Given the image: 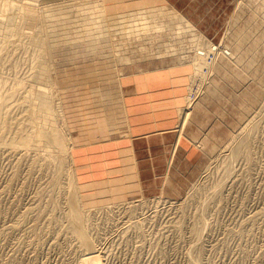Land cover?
<instances>
[{
	"label": "rangeland",
	"instance_id": "374dc122",
	"mask_svg": "<svg viewBox=\"0 0 264 264\" xmlns=\"http://www.w3.org/2000/svg\"><path fill=\"white\" fill-rule=\"evenodd\" d=\"M74 1L76 3L73 6L66 7ZM144 1L145 4L139 5L140 8L157 3L158 7L175 9L197 31L199 30L205 41L217 48L228 44L225 34L230 31L231 17L234 10H237V3L243 2L238 23L248 19L251 12L264 19V0ZM78 2H37L39 6H51V13H55L59 20H70L69 23L54 28L52 34L49 33V44H52L51 53L54 58L51 72L54 85L49 87V93H52V113L57 115V121L62 119L59 124L64 129L62 133L68 142V150L72 153L77 145L76 133L80 130L102 128L98 138L93 137L94 131H89L88 134L93 133L88 141H99L104 136L102 134L112 136L117 132L119 119L115 111L120 103L117 81L121 77L120 74L125 75L144 68L180 67V64L190 66L193 49L188 40L179 43L172 35V28L148 34L144 39L151 44L154 52L167 42H175L177 49L181 50L177 56L180 59L170 53L143 54L137 50L133 37L127 38L126 34L100 37V44L96 43L92 47L94 40L84 39L82 35L76 37L72 30H69L80 24L78 19L82 15L78 12L80 8L76 7ZM101 4L107 15L118 13L120 10L130 12L133 1H96V6ZM159 19L163 20L165 28L171 26L169 18ZM99 21L101 22L100 19ZM56 22L54 19L47 29L60 25H55ZM119 27L123 25H116L114 31L120 32ZM34 30L36 31L33 27L27 32L34 33ZM252 36L253 34L246 37L247 41L250 42ZM184 38L188 39L187 33ZM244 49L254 53L256 61L264 58L263 46L259 48L248 44ZM183 55L185 57H182ZM124 57H131L133 60H125ZM249 60L253 61V56H250ZM45 61L51 62L50 59ZM246 65L247 63H244L241 67L245 68ZM219 84L224 91L223 97L221 96L220 100L214 99V104L210 105L213 115H210L209 122L201 127V131L210 130L215 140L222 139V142L227 141L228 137L225 136L229 129L241 134L249 141L247 149L250 159L246 160L242 155L229 157V150L221 144L218 155L206 159L197 155L196 167L202 160L205 164L210 161L205 168L199 170L195 180L197 185L204 187L202 193L185 189L175 195L158 192L143 196L141 192L127 196L121 189L129 192L133 191L135 186L125 182V177V183L123 179H117L110 185V178H107L100 185L82 184L80 181L85 178L79 177L72 160L69 161L70 164L64 160L66 168L70 172L72 170L73 174L71 180L68 179L69 187L63 184L55 188L49 184L52 168L47 163L49 155L56 152L53 145L48 148L49 155H44L38 149L37 153L28 150L23 156H19L18 152L13 154L9 151L11 149L0 145V264L80 263L78 260L83 252L77 248L76 242L69 237L68 232H63L64 227L59 228L56 225V221H63L61 224H65V220L60 218L65 205L64 199L70 190L71 197L73 196L75 187L82 199L81 201L78 198L80 209H87L91 215L90 226L86 230L93 236L95 245L100 246L103 251L101 264H264V75L259 87H253L255 83L250 82L246 91L240 89L241 84L230 82L228 78L223 82L219 81ZM187 86V90L191 87L194 94L190 96L192 92L188 91V98L190 101H196L203 86L201 88L199 82H187ZM237 91L247 93L238 96ZM256 95L258 99L255 101ZM241 97H245L247 104L242 103L240 107L247 109L248 113L237 120L238 100ZM223 105L227 109L226 114L218 112ZM15 112L19 117L16 118L9 136L16 134L20 126V111ZM35 121L36 124L39 123L38 118ZM247 121L256 124L254 133L248 136L245 129L242 130ZM5 134L6 131L2 133ZM38 148L43 149L40 146ZM59 180L65 179L60 176ZM84 188L88 191L83 193ZM104 189L106 192H103ZM113 193L121 200L112 201ZM51 198L56 204L54 208L50 206ZM90 198L92 200L89 203ZM183 198L185 201L181 204ZM135 200H143L144 208L133 214L125 213L124 206L133 204L132 201L137 204ZM108 210H112L111 217L108 216ZM22 213H25L24 218L21 217ZM50 216H54L56 220L47 225ZM198 216L201 217L204 228L195 236L192 229ZM136 219L140 220L138 228L129 225Z\"/></svg>",
	"mask_w": 264,
	"mask_h": 264
},
{
	"label": "bare ground",
	"instance_id": "6f19581e",
	"mask_svg": "<svg viewBox=\"0 0 264 264\" xmlns=\"http://www.w3.org/2000/svg\"><path fill=\"white\" fill-rule=\"evenodd\" d=\"M78 1L76 7L80 8L78 12L82 15V17L78 19L80 24L73 26L75 30H73V28H69V30H72L76 37L82 35L84 39L94 40V44L88 42L92 47L96 43L100 44V37H114L115 35L126 34L127 38L133 37L132 39L133 42L136 43L137 50L143 52V54L159 55L164 53L165 55L166 53H170L177 57L179 56L178 51L181 50L177 49L178 46L175 42H167L161 49L154 52V48L151 44L144 39L148 34L158 33L170 28L173 29L172 35L176 37L179 43L188 40L189 45H191L190 47H193L190 57L191 65L180 64V66L188 70V82H191V84L199 82L201 88L203 84L205 85L202 88L203 90L198 93L199 95L197 94L198 98L196 101H190L188 98V91L192 92L190 96L191 94L194 96L193 89L189 86L190 88L187 90L188 86L186 87V92L183 97L185 107H181L177 110L178 119H176L178 120L176 129L178 133L176 136H181L182 142L189 143L190 155L185 157L175 156L173 154L175 157L174 161L173 155L171 160L167 159L169 160L168 164L166 163L168 166L166 167V171L160 174L162 178H160L158 186L151 185L149 180L142 182L143 196L146 195L144 191H152L153 193L164 192L168 195H175L178 194L179 191L185 189H194L202 193L204 187L197 185L195 180L199 170L205 168L210 161H207L208 164L206 163V165L202 160L198 167H196L197 164L193 160L197 155L203 156L204 159H206V157L215 156L220 148V144L229 150V157L242 155L244 159H250V153L247 149L249 141L244 139L241 134L234 133V131L230 129L228 131L226 130L227 133L225 137L228 138L226 142H222V139L217 138L215 140L210 130L208 132H202L201 127L206 125L210 115H213L210 105L214 104V99L220 100V97H223L224 91L219 81L223 82L225 78H228L230 82L234 81L235 83L241 84L240 89L244 91L247 90L250 82L255 83L253 87L260 86L262 76L264 75V58H262L263 60L260 59L256 61V55L246 51L244 46L248 44H254L259 48L263 46L262 51L264 52L263 17L257 15L255 12H251L247 17L248 19L244 17L245 20L238 23L243 2L237 3L235 6L237 10H234L231 17L229 35L225 34L226 38L228 37V44L223 48H217L205 41L198 32L199 30L197 31L190 22L173 8L158 7L157 3L140 8L139 5L145 4V1L141 0L137 2L136 0H132L133 5L130 12L120 10L118 13L106 15L102 4L101 6H96L97 0ZM37 2L38 0H0V145L11 149L9 151L13 154L18 152L19 156H23L28 150L37 153L36 151L38 149L41 150V153L44 155H49L48 148L53 145L56 152H53V155H49V159L47 160V163H49L52 168L49 184L55 188L63 184L69 187L70 181L68 179L71 180L73 174L72 170L70 172V170L66 168L64 160L68 164L69 161H74L75 155L71 157L70 153L72 152L68 150V142L66 141L64 133H62L64 129L59 124L62 119L57 121V115L54 116L50 106L52 93H49V87L54 85L51 75L54 58L51 53L52 44H49V40H51L49 33L52 34L54 28H59L61 25L69 23L70 20L66 18L59 20L58 17L55 16V13H51L52 9L50 5V7L45 5L39 6ZM75 3V1L71 2L67 4L66 7L70 8ZM64 8L65 7H63V9ZM159 17L169 18L171 26L165 28L163 20H160ZM54 19L55 22L57 21L55 25L58 23H60V25L47 29L48 26H51V22L54 21ZM27 21L28 23H26ZM75 22H73V24ZM120 24H122L123 27H119L120 32L117 33L114 31V27ZM33 27L36 29L34 33L33 31L27 32V30L33 29ZM185 33H187L188 39L184 38ZM251 34H253V36L252 40L249 42L246 37ZM250 56H253V61L249 60ZM182 57L185 56L183 55ZM177 58L180 59V57ZM48 59H50V63L45 61ZM122 59L123 58L120 60L122 61ZM124 59L129 61L133 60L131 57H124ZM244 63H247V65L245 68H242L241 66H243ZM170 68L172 67L167 66L160 69H151V71L156 70L160 72L161 70H170ZM259 70L260 74H258ZM149 71L150 69L144 68L143 70L137 69L134 72L146 74L145 72ZM120 76L121 77L118 79L116 78L118 83H120L123 74H120ZM250 87L252 86H249V88ZM244 91H241L242 93L237 91L239 94L238 96H244L247 93ZM257 95L255 101L258 99ZM192 99H194V97H192ZM238 101L237 120L248 113L247 109H242L240 107V104L246 103L245 97L239 98ZM16 110H19L21 114V118L18 120L20 126L16 134L9 136L12 133V127L16 123V118L19 117V115H16ZM226 111L227 109L223 105L221 111L218 112L226 114ZM115 112L118 116L119 124L123 123L125 120L123 117L124 115L122 116L121 114L120 107H118V110ZM36 118L39 119L38 124H36ZM20 120H25L26 122L21 123ZM244 129L247 136L251 135L256 129V124L247 121L242 127V130ZM5 131L6 134L2 135ZM39 146L43 147V149L38 148ZM172 146L174 145L172 144ZM168 154L171 156V152ZM172 161L173 163H171ZM225 169L227 170V166H225ZM60 176H63L65 180L60 181ZM80 177L83 178L81 175ZM112 177H110V185L114 184L118 179V177ZM125 182L131 184V181L127 178H125ZM86 191H88V189L84 188L83 193ZM69 192L70 193H67L64 199L65 205L62 215H60V218L65 220V224H61L63 221H59L60 223L56 221V225L59 228L64 227L65 230L63 232H68L67 234H69V237L76 242L77 248L83 252L80 254L79 260L77 259L78 263L80 262L79 264H101L100 257L103 251L100 246L95 245L93 236L86 230L87 227L90 226L91 215L87 209H83L82 207L80 209L78 198L81 199V195L77 191V188H74L72 197L71 190ZM103 192H106V190L104 189ZM111 199L114 202L121 200L119 197H116L115 193H113ZM183 199L181 200V204L185 201V199ZM91 200L92 198L89 199V203ZM50 201V206L54 208L56 206L54 199L51 198ZM135 201H137V204H134V201H132L131 203L133 204L129 203L124 206L125 213L133 214L144 208L145 202L143 200ZM24 215L25 213H22L21 217ZM112 215V210H108V216L111 217ZM60 218L58 220H60ZM55 220L56 218L54 216H50L47 225L51 222L53 223ZM201 220V217L198 216L197 221L193 223L192 231L195 236L199 235L200 231L204 228ZM139 221L140 220L136 219L129 225L138 228L140 226ZM194 262L197 261L194 260Z\"/></svg>",
	"mask_w": 264,
	"mask_h": 264
},
{
	"label": "crops",
	"instance_id": "0c3cea01",
	"mask_svg": "<svg viewBox=\"0 0 264 264\" xmlns=\"http://www.w3.org/2000/svg\"><path fill=\"white\" fill-rule=\"evenodd\" d=\"M145 73L130 72L123 75L118 83L119 107L125 124H119L117 132L112 136L104 133L99 141H88L93 133L88 132L94 131L93 137L98 138L102 128L76 133L77 145L72 153L75 155L72 164L79 172V177L81 175L85 178L80 181L82 184L100 185L112 176L124 182L125 177L135 187L129 192L121 190L127 196L141 194L143 181L149 180L151 185H159L162 178L160 174L166 171L173 154L185 157L190 155L189 143L182 142V137L176 136L177 110L184 106L188 70L180 66L160 72L150 69ZM170 152L171 156L168 154Z\"/></svg>",
	"mask_w": 264,
	"mask_h": 264
}]
</instances>
